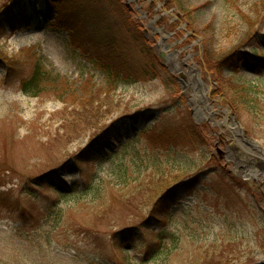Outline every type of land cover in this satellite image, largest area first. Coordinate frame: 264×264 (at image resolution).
Returning <instances> with one entry per match:
<instances>
[{"label":"rangeland","instance_id":"374dc122","mask_svg":"<svg viewBox=\"0 0 264 264\" xmlns=\"http://www.w3.org/2000/svg\"><path fill=\"white\" fill-rule=\"evenodd\" d=\"M72 1L0 0V264H264V0Z\"/></svg>","mask_w":264,"mask_h":264},{"label":"trees","instance_id":"16d2710c","mask_svg":"<svg viewBox=\"0 0 264 264\" xmlns=\"http://www.w3.org/2000/svg\"><path fill=\"white\" fill-rule=\"evenodd\" d=\"M118 1V0H116ZM65 4H73L75 5V3L72 1V0H64ZM53 6H57L58 3H53L52 4ZM122 12H125L127 11L126 8H123L121 9ZM9 16H10V13H9ZM8 25H14V21L12 20H8ZM16 23V22H15ZM138 39H141L140 37ZM141 42H143V40L141 39L140 41L137 40L136 42L134 41V45L135 46H138V44ZM114 45H117V43L114 42ZM253 52V56L252 57H258L262 60H264V51L261 52V53H258V52H255L254 50H252ZM240 53L237 51V50H234L232 52H225L224 54H220L217 59L219 61V69L223 72V71H231L233 73V76L238 74L239 73V70H238V66H237V63L239 64L241 62V57L239 56ZM122 59V66H125L126 63H128V60H127V57H123L121 58ZM160 66L159 63L156 62V60L152 57L150 59V64L148 65L147 67V64L146 65H143L142 68L143 70L141 71H137V73H139V77H136L138 79H141V78H148V79H155L156 76H157V68ZM37 70L34 72L33 76L31 77V79L29 80V82L27 84H25V89L26 91H28L29 93L30 92H37V91H40L44 88V85L46 82L49 81V74L45 73L43 69V65L42 64H38L37 65ZM107 71L109 73V76L111 77V73H112V68H107ZM52 75V74H51ZM118 76V75H117ZM119 77H122V74L119 75ZM53 82H55L56 80L54 79H51ZM243 90L244 93L242 95H240V98L239 100L243 101L244 103H252V106H254L256 109L255 112L257 114H261L263 115L264 117V106L262 107H258L256 101H252V97H250L251 94L255 93V91L257 92L258 90H252V87L250 86L248 89H245L244 85H242L240 87V91ZM258 103L260 105H262V101L261 100H258ZM239 104L238 103H233V107H235V109L237 108V112H239ZM264 105V104H263ZM260 116V115H258ZM264 121V119H263ZM194 127V126H193ZM119 155V154H117ZM117 155H114V157H116ZM84 157V155H78L76 160L77 162H80L82 160V158ZM100 164V163H99ZM62 171V170H61ZM8 171L7 170H2L0 171V175L1 174H6ZM7 175V174H6ZM98 175L97 173L95 174V176ZM94 177V176H93ZM1 179H2V175L0 176V182H1ZM43 180L41 179H35V180H32L31 181V186L33 187V189L41 186ZM39 182V183H37ZM41 183V184H40ZM91 183L88 182V184ZM5 186V184H1L0 183V188H3ZM32 189V193L30 195L33 196V198H36V193L34 192V190ZM53 190H56L57 188L53 187L51 188ZM69 190H71V188H69ZM11 191H0V194H2L3 196H10V193ZM35 196H34V195ZM67 195L66 194H59L58 196V199H63L64 197H66ZM5 197V203H3L2 207H5L6 209L10 210V209H13L12 211L17 213V215L21 216L20 219L23 221V220H27V211H26V207L25 205H23L20 201L12 198L11 196L6 198ZM160 206V204H158ZM50 208H51V205H50ZM51 211V210H50ZM167 209L163 210L162 212H160V215L162 216V219H166V215H167ZM155 214V213H154ZM151 220H153V218H151ZM150 220V221H151ZM155 220V219H154ZM149 221V222H150ZM171 223V222H170ZM169 225V224H168ZM160 242L156 244L157 248H161L164 244L162 243L163 241V238L160 236V234H156L155 236ZM158 250V249H157ZM156 250V251H157ZM153 253V252H152ZM152 253H148L149 254H152ZM160 252H156V254H159ZM147 254V253H146ZM153 255V254H152ZM150 255V256H152ZM155 256V254L153 255ZM149 258V257H148Z\"/></svg>","mask_w":264,"mask_h":264},{"label":"water","instance_id":"95a60500","mask_svg":"<svg viewBox=\"0 0 264 264\" xmlns=\"http://www.w3.org/2000/svg\"><path fill=\"white\" fill-rule=\"evenodd\" d=\"M162 58L164 59V56H162ZM251 142H252V144L255 145L256 147L262 149V148H261V144H260L258 141H256V140H251ZM262 150H263V149H262ZM263 153H264V150H263Z\"/></svg>","mask_w":264,"mask_h":264},{"label":"bare ground","instance_id":"6f19581e","mask_svg":"<svg viewBox=\"0 0 264 264\" xmlns=\"http://www.w3.org/2000/svg\"><path fill=\"white\" fill-rule=\"evenodd\" d=\"M263 152V151H262Z\"/></svg>","mask_w":264,"mask_h":264}]
</instances>
